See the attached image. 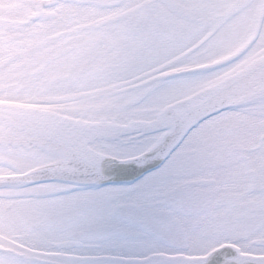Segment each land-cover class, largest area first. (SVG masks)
I'll return each mask as SVG.
<instances>
[{
	"label": "snow or ice",
	"instance_id": "6c2138e0",
	"mask_svg": "<svg viewBox=\"0 0 264 264\" xmlns=\"http://www.w3.org/2000/svg\"><path fill=\"white\" fill-rule=\"evenodd\" d=\"M0 264H264V0H0Z\"/></svg>",
	"mask_w": 264,
	"mask_h": 264
}]
</instances>
